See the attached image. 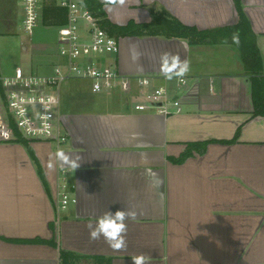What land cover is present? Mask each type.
<instances>
[{
    "label": "crops",
    "instance_id": "crops-1",
    "mask_svg": "<svg viewBox=\"0 0 264 264\" xmlns=\"http://www.w3.org/2000/svg\"><path fill=\"white\" fill-rule=\"evenodd\" d=\"M99 1L117 26L149 23L153 8L200 31L240 20L234 0ZM51 3L58 6L44 0L43 10ZM240 4L262 57L260 77L246 71L232 43L122 37L119 54L106 62L122 75L152 78L146 91L167 89L178 108L140 111L148 99L137 85L129 94H96L90 82L73 81L62 87L58 110L65 143L0 142V264H61L62 251L84 258L74 264H133L140 254L151 264H264V117L254 116L255 85L264 87V0ZM16 7L21 16L19 0ZM40 29L56 34L17 68L50 74L62 62L58 27L42 20ZM165 52L190 61L185 86L162 75ZM58 149L76 160L75 171L59 166ZM63 184L75 203L59 212ZM116 210L137 212L119 252L103 238L90 240L88 229Z\"/></svg>",
    "mask_w": 264,
    "mask_h": 264
},
{
    "label": "built area",
    "instance_id": "built-area-1",
    "mask_svg": "<svg viewBox=\"0 0 264 264\" xmlns=\"http://www.w3.org/2000/svg\"><path fill=\"white\" fill-rule=\"evenodd\" d=\"M44 0H19L21 27L33 37L43 20ZM58 6L67 9L66 24L58 27V53L62 62L54 66L50 74H36L24 68H16L12 75L0 73V142L17 139L16 131L28 141L55 140L66 142L61 133L58 110L61 89L73 81L90 82L93 93L100 94L121 90L136 91L148 99L137 104L140 111H156L168 114L179 102L165 88L146 90L152 78L122 75L116 65L106 62L120 52L119 39L101 25V19L84 4V0H57ZM185 86L187 81L183 78ZM16 130V131H15ZM75 203L67 184L60 188L59 212Z\"/></svg>",
    "mask_w": 264,
    "mask_h": 264
},
{
    "label": "trees",
    "instance_id": "trees-1",
    "mask_svg": "<svg viewBox=\"0 0 264 264\" xmlns=\"http://www.w3.org/2000/svg\"><path fill=\"white\" fill-rule=\"evenodd\" d=\"M239 11L240 20L235 26L223 28L214 31H200L195 27H189L182 24L177 18L172 16L166 9L153 8L151 10L152 20L145 24H136L130 22L126 26H117L111 23L104 11L103 5L99 0H84V4L101 19V25L112 36L120 39L122 37H163L167 39H181L187 41L190 45L205 43L211 39L213 43H232V35H239V44H234L239 48L246 71L254 77H260L263 74V61L260 51L257 47L255 37L250 31L248 22L241 12L240 0H234ZM67 20V9L49 4L43 10V24L45 26H63ZM257 79V78H255ZM255 98V117H264V87L258 86L254 89ZM16 131V130H15ZM17 139L12 142L28 144V140L22 139L16 131ZM194 147V146H193ZM61 264H74L81 258L75 254L62 251ZM111 260L97 259V264L110 263Z\"/></svg>",
    "mask_w": 264,
    "mask_h": 264
},
{
    "label": "clouds",
    "instance_id": "clouds-1",
    "mask_svg": "<svg viewBox=\"0 0 264 264\" xmlns=\"http://www.w3.org/2000/svg\"><path fill=\"white\" fill-rule=\"evenodd\" d=\"M109 3L115 4L117 0H108ZM119 4L123 5L125 0H118ZM232 42L239 44V35L234 33L232 35ZM141 53L136 50L135 46L131 50L132 60L138 61ZM160 71L165 79L171 81L174 78L179 83H184L183 78L190 71V61L187 59L181 60L179 55L171 53H163L160 57ZM55 159L60 167L68 166L72 171H75L79 164L67 155L64 150L58 149L55 153ZM53 164L49 163V168ZM137 212L134 210H116L115 212L106 211L102 216L96 218L95 224H88L89 238L92 241L100 240L101 238L108 244L113 251H123L127 248V232L128 225L126 221H135ZM133 264H151V257L148 255L140 254L131 257Z\"/></svg>",
    "mask_w": 264,
    "mask_h": 264
},
{
    "label": "rangeland",
    "instance_id": "rangeland-1",
    "mask_svg": "<svg viewBox=\"0 0 264 264\" xmlns=\"http://www.w3.org/2000/svg\"><path fill=\"white\" fill-rule=\"evenodd\" d=\"M16 2L0 0V69L4 75L15 71L17 66H24L31 57L38 56L40 44L49 41L50 36L53 39L56 34L54 30L40 29L33 37L27 36L21 27Z\"/></svg>",
    "mask_w": 264,
    "mask_h": 264
}]
</instances>
